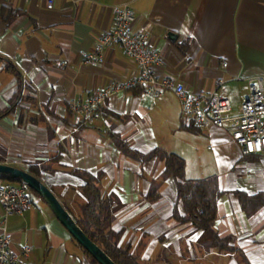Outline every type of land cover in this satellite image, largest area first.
Segmentation results:
<instances>
[{
	"label": "crops",
	"instance_id": "0c3cea01",
	"mask_svg": "<svg viewBox=\"0 0 264 264\" xmlns=\"http://www.w3.org/2000/svg\"><path fill=\"white\" fill-rule=\"evenodd\" d=\"M125 3L136 14L133 30L161 56L159 76L183 84L189 96L210 93L224 80L221 93L240 112L248 80L264 76V0H55L53 9L44 0H0V163L36 169L31 173L75 220L87 202L86 175L100 176L99 188L117 199L111 228L123 231L119 245L141 264H264L263 155H244L227 129L186 120L172 91L157 99L144 97L140 86L114 94L92 124L70 108L96 87L138 75L136 62L117 46L100 65L81 56L113 29L111 7ZM123 147L141 156L160 153L144 160ZM161 152L181 157L188 179H217L215 230L232 239L233 250L214 247L202 230L179 220L184 205ZM32 197L25 214L7 220L21 262L90 264L46 199L35 191ZM2 215L0 206V224Z\"/></svg>",
	"mask_w": 264,
	"mask_h": 264
},
{
	"label": "built area",
	"instance_id": "2783aa9c",
	"mask_svg": "<svg viewBox=\"0 0 264 264\" xmlns=\"http://www.w3.org/2000/svg\"><path fill=\"white\" fill-rule=\"evenodd\" d=\"M44 1L48 9L54 8L55 0ZM111 13L113 29L100 37L95 51L82 52L81 56L87 64L100 65L105 62L106 51L117 46L136 62L139 73L129 82L96 87L94 93L83 102L71 100L70 108L83 123L92 124L100 120L107 98L131 87H142V95L153 99L160 98L166 91H172L180 101L181 112L186 120L201 129L211 126L227 129L244 155L264 156V76L248 80L249 94L242 102L238 114L234 113L230 97L221 93L226 84L224 80L210 93L189 96L183 84H176L155 71L161 56L149 48L144 33L133 30L137 18L132 5H114ZM0 206L3 209L0 264H23L20 256L12 249L7 220L10 216L25 214L33 206L32 189L27 183L9 182L0 176ZM30 251V247H25L23 255H28Z\"/></svg>",
	"mask_w": 264,
	"mask_h": 264
},
{
	"label": "trees",
	"instance_id": "16d2710c",
	"mask_svg": "<svg viewBox=\"0 0 264 264\" xmlns=\"http://www.w3.org/2000/svg\"><path fill=\"white\" fill-rule=\"evenodd\" d=\"M0 59L3 58L0 56ZM12 67L13 65L9 64V69ZM123 148L133 158H143L144 160H149L160 153L156 151L150 155L141 156L126 147ZM161 157L165 160L166 174L175 179L178 199L184 205L185 215L179 217V220L181 222H191L197 229L202 230L214 247L221 250H233L230 245L232 239L221 238L215 230L218 217V200L221 196L217 179L213 177L202 180L188 179L184 171L185 163L181 157L167 152H161ZM30 171L32 173L37 172L34 168H31ZM2 177L5 180L13 181L5 175H2ZM86 178L83 194L87 202L83 207L82 216L76 222L89 238L97 243L116 264H141L139 257L131 252L130 247L119 245L123 231L115 232L111 228L118 208L116 197L102 192L98 186L101 181L100 176L86 175ZM239 197L246 208L247 199L242 194ZM151 198L153 199L155 196L152 195ZM258 202L260 204L264 201ZM83 250L90 264H99L84 248Z\"/></svg>",
	"mask_w": 264,
	"mask_h": 264
},
{
	"label": "water",
	"instance_id": "95a60500",
	"mask_svg": "<svg viewBox=\"0 0 264 264\" xmlns=\"http://www.w3.org/2000/svg\"><path fill=\"white\" fill-rule=\"evenodd\" d=\"M7 176L14 182L27 183L32 190L37 192L50 204L53 211L69 230L73 238L99 263V264H116L113 259L78 225L76 220L71 216L69 211L62 205L57 196L31 172L17 167L0 163V176ZM18 180V181H17Z\"/></svg>",
	"mask_w": 264,
	"mask_h": 264
},
{
	"label": "rangeland",
	"instance_id": "374dc122",
	"mask_svg": "<svg viewBox=\"0 0 264 264\" xmlns=\"http://www.w3.org/2000/svg\"><path fill=\"white\" fill-rule=\"evenodd\" d=\"M7 181H9V180H7ZM9 182H13V181H9Z\"/></svg>",
	"mask_w": 264,
	"mask_h": 264
}]
</instances>
